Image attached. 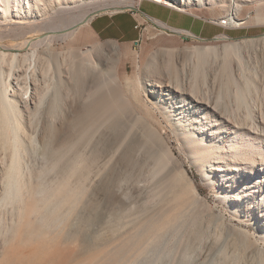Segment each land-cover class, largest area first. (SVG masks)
Listing matches in <instances>:
<instances>
[{
    "label": "rangeland",
    "instance_id": "374dc122",
    "mask_svg": "<svg viewBox=\"0 0 264 264\" xmlns=\"http://www.w3.org/2000/svg\"><path fill=\"white\" fill-rule=\"evenodd\" d=\"M89 1L91 0L71 1V3L70 0H15L14 2L0 0V28L8 29L17 22L34 23L38 24V27L33 28L31 34L52 39L55 35L64 33L63 26L60 28L63 24L60 23L61 20L52 17L54 8L57 9L59 3L61 7H65L63 3L69 2L66 7H74ZM117 1L126 3L130 0ZM173 1L180 6L184 5L185 10L182 12L215 24V36L199 39L165 31V28L148 20L140 12L143 5L145 8L149 6L147 4L155 3L148 0L141 2L132 0L131 7L124 10L136 19L140 20V16L142 18L143 25L141 23L138 25L137 42L126 45L119 42L118 45L115 39L95 38L94 40L86 31L89 23L81 26L76 22L68 26L70 28L73 26L71 30L75 32L66 42L58 41L48 47L39 48L43 67H47L48 64L51 67L55 63L54 54H58L63 62V58L72 59L70 51L85 53L92 48L95 49L90 51L92 53L89 52L94 67L89 68L86 74L83 70L84 72L79 75V86H76L74 81H69L68 99L63 105V110L66 109L68 115L59 117L53 128L50 126L52 117L48 97L42 108L39 120L41 150L38 159L41 160L44 155L52 159L53 153H55L54 157L56 155L58 157V152L61 153L67 149V146L72 147L54 171H48L43 175L44 180L48 178L50 181L48 180L47 183L54 184L55 187L60 186L67 173V162L70 163L78 156L83 159L84 156L85 163L82 169L74 171L68 196L64 197L60 194L57 198L46 201V204L60 203L56 204L58 209L53 215V218L57 217L60 221L56 227H53L52 232H46L43 227L39 228L40 231L45 232L38 236V241L42 246L50 248L51 252L48 250L50 254L40 259L37 264H203L201 253L205 254L204 252L207 251L216 253L218 250L226 254L227 262L230 263L231 258L241 253L238 243L243 241L244 235L251 244L244 254V259L257 264L255 251L264 250V225L262 221L260 222L259 211L254 204L264 197L263 168L257 166L254 171L245 170L244 174L247 175L245 178L240 177L238 173L227 176V172L221 171L217 173L224 175L223 178L214 181L215 175H211L213 181H209L205 175L211 165L208 163L205 170H200L193 163L187 152L185 137L179 136L177 130L183 126H176L177 121L175 117H171L172 112L166 113L162 103L168 98V104L172 101L174 107L180 105L179 101L188 103V100H182L181 96L173 94L171 90L170 83L175 78L171 68L174 66L179 72L183 65L191 66L194 62L191 56L193 48L212 47L216 52L204 59L203 69L206 70L208 81L213 83L210 87L200 83L198 95H205L215 100L220 93L222 100L218 108L221 109L220 106L225 105L236 122L242 121L247 107L253 113V121L258 123L262 120L264 124V0H235L239 6V14L237 13L235 21H229L226 17L231 0H217L216 3L202 0L204 4L201 7H198V0ZM157 6L166 8L161 4ZM72 12H78L77 8L70 14ZM5 14L6 16L3 17ZM70 14L66 16L69 17ZM224 20H227V24L221 25ZM218 36L225 38L215 39ZM74 38L81 41L76 43L73 41ZM0 41L9 43L11 40L4 38ZM112 41L118 48V55L114 60L110 58L115 55ZM231 44L234 45V54L228 62V74H226L221 69L224 54L226 55L228 51L224 49V45ZM170 49L174 50V54L169 58L165 51ZM30 52L24 49L19 54ZM86 57L77 56L74 58V64L84 65ZM150 66H154L155 69L148 70ZM67 67L65 63L64 77ZM227 75L234 80L233 85L228 84ZM49 76L52 77V74ZM114 78L118 80L117 89L120 91L123 89L122 92L127 93L129 97H126L130 100L133 98L139 113L160 132L175 160L168 169L176 168L186 175L196 190L202 206L192 209L170 191L167 187L168 169L157 170L145 140L134 135V131L128 134L129 123L125 122V119L115 120L117 124H114L93 118L100 107L99 101L108 98L105 96L107 89L104 88L103 83ZM128 81L134 83L136 87L140 84L147 86L146 83L149 82L152 84L154 94H146V88L144 90L136 88L132 89L131 98L126 85ZM236 89L243 91L242 103L237 104L234 101ZM27 101L29 107L37 101L33 91ZM180 113L187 122H191L188 120L187 112ZM203 113L205 112L198 114L203 127L210 125L213 129L203 135L204 132H200L196 127L193 129V124H190L188 128L195 130L198 138V142L194 145L199 148L208 143L214 151L222 147L228 149L227 132L230 131V136L233 137L235 128L230 126L231 123L227 124L228 130L213 125L215 121H207ZM24 116L28 122L27 111ZM93 122L99 123L92 125ZM251 122H246L244 126L249 127ZM235 136L239 137V134ZM220 137H223V140H220ZM50 138H52L50 150H44L43 144ZM262 154L264 155V152ZM5 161L6 158L0 149V192L3 187L2 166ZM228 164L229 172L234 166L229 161ZM256 170L258 174H255ZM226 178H229L230 183L225 182ZM256 181H259L257 188L251 190L254 191L251 193L255 198L248 201L252 203L249 205L234 203L235 198L228 192V188L233 191L236 188L242 193L243 187H247L250 182L254 185ZM41 196L43 197V194ZM260 206L264 207V201ZM29 222L38 228V222L33 220L32 216L29 221L26 220L24 226ZM4 250L5 246L0 245V254ZM17 250L23 255H33L34 251L30 246L17 247ZM204 264L210 262L206 260Z\"/></svg>",
    "mask_w": 264,
    "mask_h": 264
},
{
    "label": "bare ground",
    "instance_id": "6f19581e",
    "mask_svg": "<svg viewBox=\"0 0 264 264\" xmlns=\"http://www.w3.org/2000/svg\"><path fill=\"white\" fill-rule=\"evenodd\" d=\"M9 1L14 2L15 0ZM71 1L80 0H70V3ZM131 1L132 0L123 3L117 0H91L88 3H83L82 5L74 7H66L69 2L63 3L65 7H61V4L59 3L57 9L54 8V15H52V17L55 16V18L61 20L60 23L63 24L60 25V28L63 26L64 33L55 35L52 39L47 36L36 37L31 34L33 28L38 27V24L34 23L17 22L13 23L8 29L0 28V40H3L4 38L11 40L9 43H2V41H0V149L6 158V161L3 164L4 166H2L1 175L3 187L0 192V245L5 246V250L0 254V264H37L40 259L45 258L50 254V248L42 246L38 241V236L41 233L44 234L45 231L52 232L51 230L53 227L57 226L60 220L57 217L53 218V215L55 214L54 211L58 209L56 204L60 203L50 202L51 204H46V201L51 198H57L60 194L64 197L68 196L70 192L69 187L71 177L73 176L74 171L82 169L85 163L83 160L84 156L83 159L81 156L74 158L70 163H66L68 166L67 173L60 186L57 185V187H55L54 184L47 183L49 179L47 178L44 180L45 178H43V175L48 171H54L58 164L60 165V162L65 159L72 147L67 146V149H64L61 153L58 152V157L57 155L54 157L53 155L55 153L51 150L53 153L51 154V157H53L52 159H49L48 156L44 155L43 158L39 160L38 156L39 151L41 150L39 139L41 122L39 120L47 97L50 100L49 110L51 111L52 117L50 120V126H53L54 128L55 121L59 117L63 118L68 115L66 109L63 110V105L68 99L69 81H74V84L79 86V75L84 71H86V74L89 68L91 69L94 67L92 55H90L92 52L90 51H93L95 48H92L89 51L90 53L70 51L72 59L67 60V58H63V62L59 59L58 54H54L55 63L52 64L51 67L48 63L47 67L42 66L39 48L43 46L48 47L58 41L66 42L67 39L73 37L75 30H71L73 26L71 28L68 27L71 24H76L77 22L81 26H85L90 22L91 17H94L97 14H116L118 12H126L127 10L124 9H129V7H131ZM141 1L142 0H140V2ZM148 1L155 3L156 5L161 4L168 9L180 13H184L182 11L185 10L184 5L180 6L173 0ZM210 1L216 3L217 0ZM229 3L230 5L226 17L229 21H235L237 20L239 6L235 3V0H231ZM197 4L198 7H201L204 2L198 0ZM75 8H77L78 12H72L70 14ZM6 14L3 17H5ZM67 14H70L69 17L66 16ZM145 17L152 22H156L162 26V28H167L163 21L147 15H145ZM65 20L69 23L65 22ZM226 24L227 20L221 22V25ZM172 31L196 37V35L190 31L175 29H172ZM91 36L89 37L91 38ZM92 38L95 40L93 36ZM224 38L225 37L223 36H218L215 39ZM18 40L21 41L18 42ZM79 40L81 41V39H73L76 43H79ZM112 42L115 55L110 58L114 60L118 55V48L114 41ZM116 43L119 45L117 41ZM24 49L31 52L27 54H19ZM224 49L228 51L226 55L224 54L221 69L228 74L227 65L234 54V45H224ZM215 52V49L212 47H204L202 49L193 48L191 50V56L194 62L191 66H189V64L188 66L183 65L179 72L178 69L176 70L174 66H172L171 69L175 78L170 83L172 85L171 90H173V94L181 96L182 100H188V103L179 101L180 105L174 107V102L171 101L170 104H168V98L166 102L162 103L164 104L163 109L166 113L172 112L171 117H175L177 127H179V125H181L180 127L183 126L177 130L179 136L185 137L184 142L188 146L187 152L193 159V163L197 165L200 170H205L208 163L211 165L209 172L205 175L209 181H213L211 175H215L214 181H219L220 178H223L224 175L217 173L221 171L227 172V176H230L232 173H238L240 174V177L245 178L247 175L244 174V171L247 169L254 171L258 166L264 170V155L262 154L264 152V124L262 120L258 123L254 122L253 113L247 107L245 108L246 111L242 121L240 123L236 122L225 105H221V109L218 108L219 102L222 100L220 93L215 100L205 95H198L197 91L200 89L201 85H207L210 87L213 83L208 81L206 70H204L203 67L205 63L204 59L215 54ZM165 53L170 58L174 54V50H166ZM77 56H87L86 63L80 66H77L76 63L74 64V58ZM65 63L68 65L67 69H65L66 77H64L63 70V65ZM168 63V66L170 67L171 61L169 60ZM149 69L154 70L155 67L150 66L148 67V70ZM99 71L102 72V70ZM49 74H52V77H50ZM178 77L183 81L179 80ZM226 80L228 81V84H234V80L229 78L228 75ZM146 84L147 86L140 84L136 87L134 83L128 81L126 85L128 87V92L131 94V98L133 96L132 89L136 88L143 90L146 88L145 93L153 95L154 91L152 89V84H149V82ZM103 86L107 89L105 96L108 98H103L99 101L100 107L96 110L93 118L96 120H103L105 123L114 122V124H117L115 120L125 119V122L129 123L128 134L134 131V135H138L145 140L149 153L154 158V164L157 170L161 171L168 169L171 164L175 163V160L171 149L165 143L160 132L145 116L139 113L133 103V98L130 100L127 98L129 97L126 95L127 93L124 94L122 92L123 89H121V91L117 89V78L107 80L103 83ZM32 91L34 92L37 101L33 103V106L29 107L27 98L31 97ZM233 98L235 103H242L243 91L236 89ZM203 106L204 108H201ZM168 107L172 108V110ZM25 111L28 112V122L26 120L27 118L24 116ZM180 112H187V115L189 116L188 120L191 122H187V120L183 118L184 115ZM202 112H205L203 114L207 117L205 118L207 121H215L213 125H219L220 128L228 130L227 124L231 123L230 126L235 128L236 133H233V137L230 136V131L227 132L229 137L228 149L222 147L221 149L214 151V148L208 143H205L199 148L194 145L198 142V138L196 137L195 130L192 131L188 128L190 124H193V129L196 127L200 132H204L203 135H206L207 132H210L213 129L209 124V127H203L202 120H200L198 116V114H201ZM248 121L252 122L249 127H245L244 124ZM98 123L99 122H93L92 125ZM235 134H239V137L235 136ZM51 140L52 138L48 139L47 142L43 144L44 150H50L49 147L52 145ZM220 140H223V137H220ZM238 142L239 146H237ZM229 155L230 157H228ZM214 159L216 161H210ZM221 159L227 161H220ZM228 161L234 166L229 172L227 170L229 169ZM255 174H258L257 170L255 171ZM262 174V178H264V173L262 172ZM232 178H234V175ZM224 180L225 182L230 181L229 178ZM242 182L244 183L245 181ZM258 182L259 181L254 182V185H251V182L248 183L247 187H243L244 190L242 193H240L241 191L238 192L236 188L234 191L228 188V192L235 198V200H233L234 203L240 202L245 205L252 203H248L250 199L254 200L255 198L254 194L251 193L254 191L251 190L257 188ZM260 182H263V180H260ZM167 187L178 199H182L188 207H192L193 209V207L196 208L202 206L196 190L182 171H177L176 168H169L167 170ZM50 191L52 192L50 193ZM46 193L49 194L46 195ZM41 194H43V197ZM263 201L264 197L258 200L254 206L256 210L259 211L260 222L262 221V224L264 225V207L261 208L260 206ZM230 203L232 202L230 201ZM229 206L233 207V205ZM28 214H31L33 220L38 222V228L32 226L30 222L28 225L24 226L26 220L28 219L29 221L31 219V216H28ZM40 227H43L46 230L40 231ZM238 244L241 247V253L235 258H231L230 263L227 262L228 257L226 254L221 253V250L220 252L218 250L216 253H209V251L204 252L205 254L201 253L203 264L206 260H208L210 264H253L244 259V254L247 249L251 247L247 236L244 235L243 241L241 240ZM21 246L32 247L34 250H32L33 255L20 254L17 247ZM255 257L257 264H264V250H256Z\"/></svg>",
    "mask_w": 264,
    "mask_h": 264
},
{
    "label": "crops",
    "instance_id": "0c3cea01",
    "mask_svg": "<svg viewBox=\"0 0 264 264\" xmlns=\"http://www.w3.org/2000/svg\"><path fill=\"white\" fill-rule=\"evenodd\" d=\"M147 5L149 6H145V8L143 5L140 12L163 21L167 26L165 31L173 32L172 29L190 31L199 39L215 36V24L190 14L176 12L151 3ZM139 18L140 20L127 12L97 14L91 18L86 31L99 40L115 39L118 43L122 42L125 45L131 42L135 43L138 40V25L143 23L141 16Z\"/></svg>",
    "mask_w": 264,
    "mask_h": 264
}]
</instances>
